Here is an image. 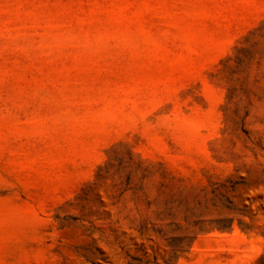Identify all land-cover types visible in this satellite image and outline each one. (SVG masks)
Listing matches in <instances>:
<instances>
[{"label": "rangeland", "instance_id": "374dc122", "mask_svg": "<svg viewBox=\"0 0 264 264\" xmlns=\"http://www.w3.org/2000/svg\"><path fill=\"white\" fill-rule=\"evenodd\" d=\"M0 264H264V0H0Z\"/></svg>", "mask_w": 264, "mask_h": 264}]
</instances>
